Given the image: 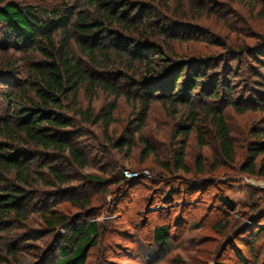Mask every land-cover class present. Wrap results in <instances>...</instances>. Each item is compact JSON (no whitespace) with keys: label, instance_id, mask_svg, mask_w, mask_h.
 I'll return each mask as SVG.
<instances>
[{"label":"trees","instance_id":"trees-1","mask_svg":"<svg viewBox=\"0 0 264 264\" xmlns=\"http://www.w3.org/2000/svg\"><path fill=\"white\" fill-rule=\"evenodd\" d=\"M156 2L76 0L72 4L62 0L54 8H44L24 0H0V51L7 54L15 49L23 53L26 62L25 76L21 79L17 78L21 72L15 59L7 60L6 70H0V86L4 89L0 97L7 104L6 113L0 116V234L5 231L10 234L15 226L27 221L35 199L31 187L37 182L54 186L70 181L66 169L56 163L88 166V156L77 143L81 130L76 117L82 122L100 124L110 144L123 151L135 147L136 137L127 132L126 136L110 138L119 98L124 96L134 104L133 121L140 128L157 101L172 106L175 112L179 105L189 107L190 125H183L179 131L181 141L175 151L179 170L187 169V146L198 125L194 96L227 102L241 112L247 109L239 107L232 96L233 77L239 75V69L233 71L229 60L221 65L226 61L225 54L180 56L171 43L194 39L197 30L171 15L161 17ZM174 10L178 12L181 8ZM159 38L165 41V46ZM260 47L234 45L226 47L225 52L231 59L245 55L264 69V37ZM254 77L262 87L257 103L264 108V75L254 72ZM82 90L89 96L85 108L80 105ZM99 90L115 100L96 112L93 100ZM203 105L209 107L205 102ZM223 108L224 105L209 108L208 112L220 157L232 161L235 142ZM198 133L200 143L205 145L203 135ZM139 139L145 143L143 155H154L150 143L141 136ZM247 153L244 170L264 177V130L255 132ZM92 177L104 181L98 175ZM220 199L233 210L226 196L221 195ZM81 201L74 199L76 204ZM85 209L82 204L85 217H91L93 214ZM41 217L50 229L60 227L69 232L59 240L56 259L51 260L49 251L36 264H89L90 251L98 247L105 230L100 222L86 218L73 225L54 203L41 208ZM257 233L255 230L253 235ZM153 235L160 246L171 244L167 225L155 226ZM22 236V240L30 239L28 235ZM17 244H8L0 252V264H18L23 247ZM241 259L248 264L245 256ZM179 264L187 263L179 259Z\"/></svg>","mask_w":264,"mask_h":264},{"label":"rangeland","instance_id":"rangeland-1","mask_svg":"<svg viewBox=\"0 0 264 264\" xmlns=\"http://www.w3.org/2000/svg\"><path fill=\"white\" fill-rule=\"evenodd\" d=\"M24 1L44 8H54L62 2ZM69 1L76 4V0ZM155 6L161 17L171 15L196 28L194 39L171 43L180 56L225 54L222 56L226 61L221 65L229 60L233 71L239 69V75L233 77L232 96L239 107L247 109L241 112L227 102L206 101L194 96L198 125L187 146V169L179 170L175 151L180 146L179 131L183 125H190L189 107L179 105L175 112L172 106L157 101L140 128L133 121L134 104L122 96L117 101L110 138L126 136L127 132L136 137L135 147L123 151L110 144L100 124L82 122L76 117L81 130L77 143L88 156L89 164L79 167L60 161L56 164L66 169L70 177L68 183L47 186L37 182L31 187L35 199L27 221L15 226L10 234L6 231L0 234V252L14 242L23 247L18 264H36L47 257L49 251L51 260L56 259L59 240L69 231L60 227L50 229L42 219L41 208L53 203L73 225L78 219L87 218L97 220L105 229L98 247L90 251L89 264H179V259L187 264H215L217 261L243 264L241 256L246 257L248 264L264 262V177L252 175L243 168L255 132L264 130V108L257 103L262 87L254 77V72L264 75V69L245 55L231 59L225 52L226 47L234 45L261 48L264 0H157ZM178 8L181 10H174ZM158 40L165 46L163 39ZM22 56L23 53L15 49L7 54L0 51V70H6L7 60L15 59L16 68L21 72L17 78H23L26 62ZM0 90L1 96L2 86ZM114 100V96L97 91L93 100L96 112ZM204 102L209 107L203 105ZM80 105L84 108L89 105V96L84 90ZM223 105L235 142L236 154L232 161L220 157L208 112L209 108L214 110ZM6 111L7 104L0 97V116ZM198 132L203 135L205 145L200 143ZM140 136L153 147L154 155H143L145 143ZM92 175L104 181L93 180ZM221 195L231 202L233 210L221 201ZM75 198H80L81 203H74ZM82 204L93 214L91 217H85ZM158 225H167L170 230L168 247L154 240V228ZM255 230H258L256 236L253 235ZM25 235L30 239L20 238Z\"/></svg>","mask_w":264,"mask_h":264}]
</instances>
